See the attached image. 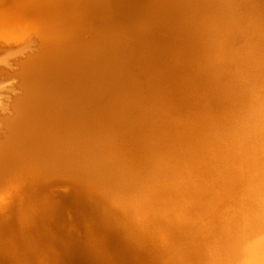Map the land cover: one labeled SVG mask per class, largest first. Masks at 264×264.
Here are the masks:
<instances>
[{
	"label": "bare ground",
	"instance_id": "6f19581e",
	"mask_svg": "<svg viewBox=\"0 0 264 264\" xmlns=\"http://www.w3.org/2000/svg\"><path fill=\"white\" fill-rule=\"evenodd\" d=\"M108 2L91 18V0H18L37 28L0 35V61L40 51L0 69L20 92L0 117V184L29 196L0 216V264L38 263L37 239L46 264H264V0H150L123 30L112 12L118 26L137 5ZM60 181L71 190L40 202Z\"/></svg>",
	"mask_w": 264,
	"mask_h": 264
},
{
	"label": "rangeland",
	"instance_id": "374dc122",
	"mask_svg": "<svg viewBox=\"0 0 264 264\" xmlns=\"http://www.w3.org/2000/svg\"><path fill=\"white\" fill-rule=\"evenodd\" d=\"M18 2V0H7L6 2H3L2 5H0V35H14L17 34V32L19 31V29H21V26L19 25V23H22L24 25L27 26L26 30H31L36 29L37 28V24L34 23V17L31 15H22V14H18L16 12H14V6L16 5V3ZM150 0H140V2L137 4L136 6V11H135V16L136 18L132 21L126 22L125 24H121L115 27V29H120L123 30L125 29L124 27L126 26L127 28H129V24H133V22H135L136 24H138V26H140L141 22L144 21H140L142 18L139 16V13L141 14L142 10L147 6H149ZM138 19V20H136ZM19 20V21H18ZM19 22V23H17ZM125 25V26H124ZM30 32V31H29ZM29 37H33V38H37V36L34 33L30 32ZM87 37V35H85V38ZM38 40V39H36ZM12 46H15V44H12ZM241 47L240 44H235L233 46L234 49H239ZM39 50V47H38ZM36 51V52H31V53H27L24 57H22L21 59H17L16 61L19 63L21 61H23L24 59L27 58V56H33L35 54H39L40 51ZM30 52V51H28ZM10 60H14L15 58H17V56H11L9 57ZM18 66H15L13 68V71L10 73H14L17 72ZM16 82L17 79L15 78H11V79H6L5 81H3L0 85L3 86V90H1L2 93V105H3V110L0 111V117H13L14 113L12 111V104L13 101L19 96V91L18 89H16ZM1 140V138H0ZM22 183V182H21ZM21 183L19 182H13V183H9V184H0V216L3 217H8L10 215V210H9V204L11 202V200L13 198H17L18 200L22 201V202H26L29 199V196L27 193H24V191L21 190ZM71 190V185L68 181H60V182H53L51 184H49V186L46 188L45 193L39 197L40 202H47V201H56L55 197L57 196V194H67L69 191ZM59 214H61L60 216L63 218V220L68 223V227H69V231H71L72 233H74L76 236H83L85 234V230L89 229L90 223H88L87 221L82 222V224L80 223L79 225H77L76 222H78L77 220H75L73 218V213L72 210L67 207V206H63L62 210L58 211ZM49 227V225H48ZM82 234V235H81ZM38 235V234H37ZM33 237H36V233L32 232L30 234V240L33 243ZM101 238V236L98 233H92V237L91 239H95V240H99ZM1 243H5L6 242V238H2L0 239ZM35 245H37L36 248V252H38V256H37V260L39 264H46V257H45V249L49 248L48 243L47 242H43L41 239H37V241L35 242ZM104 248L108 251L109 249H111L112 247L110 245H105L104 242ZM13 249L11 246L9 248H7L8 252L14 253ZM10 250V251H9ZM21 250V249H20ZM19 252V251H16ZM18 255L20 256V258L24 259L25 257L23 256V252H19ZM47 256V255H46ZM24 262H26L27 264L33 263V259L30 257H27L26 259L23 260ZM36 263V264H38Z\"/></svg>",
	"mask_w": 264,
	"mask_h": 264
},
{
	"label": "water",
	"instance_id": "95a60500",
	"mask_svg": "<svg viewBox=\"0 0 264 264\" xmlns=\"http://www.w3.org/2000/svg\"><path fill=\"white\" fill-rule=\"evenodd\" d=\"M91 1H94L96 4L98 2L99 5L101 6L100 9H98L97 13H94L96 15L95 16H91V18H99L100 15H103V13H101V11L104 10L103 9V8H105L104 3L106 1H109L108 3L110 5H114L112 7V9L115 10L114 8L122 7V5L124 3H127V2H131V4L137 5L140 0H91ZM119 13H121V12H119ZM112 15L113 16H111V19L114 20V22H112V26H113V29H115L117 23L120 20L119 17H121L122 15L118 14L117 12H112ZM86 34H87L86 38H90V35L88 33H84L82 36L84 37V35H86ZM11 47H12L13 50L6 54V57L4 58V60L0 61V69L6 70V71H9V72L13 71V68L15 67L14 62L17 59H21L27 53L29 54L31 52H36L38 50L36 40L35 41L33 40L31 45H29L28 47H23V48H19V47H16V46H11ZM28 51H30V52H28ZM0 55H2V54L0 53ZM11 56H17V58H15L14 60H10L9 57H11Z\"/></svg>",
	"mask_w": 264,
	"mask_h": 264
}]
</instances>
